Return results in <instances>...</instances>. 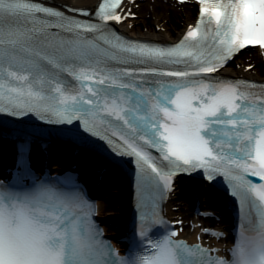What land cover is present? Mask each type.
I'll return each instance as SVG.
<instances>
[{
	"label": "snow or ice",
	"instance_id": "snow-or-ice-1",
	"mask_svg": "<svg viewBox=\"0 0 264 264\" xmlns=\"http://www.w3.org/2000/svg\"><path fill=\"white\" fill-rule=\"evenodd\" d=\"M121 3L103 0L97 24L32 0H0V113L82 121L93 135L96 121L113 128L117 141L108 143L117 155L135 158L139 185L148 193L145 207L152 209L141 215L140 241L116 259L82 191L65 194L47 182L25 188L21 177L17 185L0 186V264H264V85L211 75L242 49L264 52V0H197V24L175 46L123 40L107 24L127 18L115 11ZM49 30H58L52 40ZM63 72L78 87L60 78ZM137 72L177 79L137 82ZM198 170L209 181L225 177L239 201L243 215L231 260L173 239L176 231L145 246L146 231L163 223L156 209L174 190V178Z\"/></svg>",
	"mask_w": 264,
	"mask_h": 264
},
{
	"label": "bare ground",
	"instance_id": "bare-ground-1",
	"mask_svg": "<svg viewBox=\"0 0 264 264\" xmlns=\"http://www.w3.org/2000/svg\"><path fill=\"white\" fill-rule=\"evenodd\" d=\"M54 2L56 3H63V4H67V5H70L72 7H79V8H88V7H92L97 0H53ZM141 4V3H140ZM140 4L138 2H130V1H126L124 3V5L122 6V12H129V11H135V9H138L140 7ZM154 15H157V12H155ZM190 16V12L188 11V9L185 11V10H181L180 13H178V20L180 22H183L185 19H188V17ZM120 28H122L124 31L125 29L127 30H130L132 32V35L136 34L138 36H140L141 38H148L149 36L146 35L143 31H145V26H142V31L140 32H136L134 31V29L130 28V25H129V22H127L126 20L123 22H121V24L119 25ZM177 31L179 30V28H176ZM131 34V33H130ZM152 39L154 40H158L161 38V34H158L157 32L153 33V35L151 36ZM169 40H172L173 38L172 37H168ZM249 63L253 64L254 66L251 68V69H248L246 70V67L245 65H240L238 68L234 69L231 74H240V75H243V76H248V77H252L251 75H253L252 73L255 72V71H259L258 69V62L255 58H251V59H248ZM245 62V61H244ZM262 69V68H260ZM262 72H264V69L260 70ZM227 72L224 71V73ZM52 157L49 156V161H54V165H53V168H57L58 166L60 165H63V164H68L70 162L74 163L76 162L78 165L80 164V169L82 171V173H87V171H91V168L89 166H86L84 165L85 163V160H90V159H94L96 161H98L97 159L95 158H92L88 155H85V153L83 154L82 151H79V153L77 154H73L72 153V150L70 147H67L65 145H59L57 143L53 144V145H50L49 147V150L48 152L50 153V151H52ZM58 153H57V152ZM58 155V156H57ZM7 159L8 157L6 156L5 152L3 151L2 148H0V163H3V162H7ZM1 165V164H0ZM103 179H104V183H107V184H110V183H113V182H117L118 185H115L114 186H117L118 189H119V193H120V197L118 196L117 198H113V197H109L105 192H104V188H103V184H100L101 181L99 179H96L94 178V181L96 183H98L100 186H99V196L98 199L100 200V198H105V199H109L110 201L112 202H116V203H119V200L120 202L122 201V196L124 195L125 191L122 186V181L120 179V176L118 174H115L113 171H109L107 173V175H104L103 176ZM116 187V188H117ZM114 188V187H113ZM112 191H115V188L114 190ZM116 193V192H115ZM181 192L179 191V189L175 190L173 195L171 196L172 199L174 197H176V194H178ZM182 197L184 199V201H179V207H177V210L175 211H171L168 207H167V215L171 218V217H175V218H179V217H185L186 215L183 214L182 212L184 211V209H187L188 210V207H189V203H190V207L192 208V200H193V196L190 195L189 193H182ZM204 200V199H203ZM99 207H100V217L103 218V222L107 223L108 222V218H107V203L105 202H99ZM216 212H219L221 214V208L220 206L218 205L217 208H216ZM124 212V210H123ZM184 219V218H183ZM185 220L188 221V219L185 218ZM201 220L200 219H196L193 221L194 223V228L190 229L188 228L187 226H182V229H181V234H184L186 233L187 231H193L192 235L189 237V240L190 241H194V238H195V234H197L200 229L197 227V224L198 222H200ZM104 223V224H105ZM219 227H226L225 226V222L222 221L218 224ZM107 230V229H106ZM108 234H115L114 231H110L108 230L107 231ZM107 234V233H106Z\"/></svg>",
	"mask_w": 264,
	"mask_h": 264
},
{
	"label": "rangeland",
	"instance_id": "rangeland-1",
	"mask_svg": "<svg viewBox=\"0 0 264 264\" xmlns=\"http://www.w3.org/2000/svg\"><path fill=\"white\" fill-rule=\"evenodd\" d=\"M138 3L141 4L138 9H135L137 17L134 20L128 22L130 28L134 29V31L136 32L142 31L141 27L145 26V31L143 32L149 37H151L153 33L157 32L158 34H161V39H167L168 37L172 36L173 38H176V36L179 34L176 28H180L182 24H187L192 20V16H189L188 19H185L183 22H180L178 20V13H180L181 10H187L186 7L184 9V6H168L160 3L148 2V0H143L142 2ZM155 12H157V15H154ZM248 57L250 58L251 56L245 55L241 58V61L238 60L236 62L237 64L235 68L239 67L238 64L249 66L251 63H249L248 61L244 62V59L246 60V58ZM262 67H264L263 64H258V69ZM226 70L227 72L231 73L234 69L232 67H228ZM252 74L253 75L251 76L257 78L264 75V73L260 70L255 71Z\"/></svg>",
	"mask_w": 264,
	"mask_h": 264
}]
</instances>
